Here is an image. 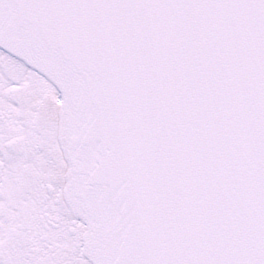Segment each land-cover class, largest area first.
<instances>
[{
  "label": "snow or ice",
  "instance_id": "6c2138e0",
  "mask_svg": "<svg viewBox=\"0 0 264 264\" xmlns=\"http://www.w3.org/2000/svg\"><path fill=\"white\" fill-rule=\"evenodd\" d=\"M0 264H264V0H0Z\"/></svg>",
  "mask_w": 264,
  "mask_h": 264
}]
</instances>
